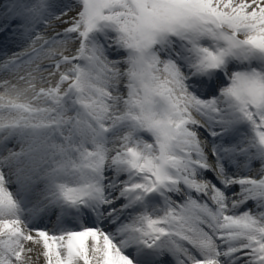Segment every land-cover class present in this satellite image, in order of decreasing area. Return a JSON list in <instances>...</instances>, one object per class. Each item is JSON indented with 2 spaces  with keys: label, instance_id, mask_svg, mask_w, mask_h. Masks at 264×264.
I'll use <instances>...</instances> for the list:
<instances>
[{
  "label": "snow or ice",
  "instance_id": "6c2138e0",
  "mask_svg": "<svg viewBox=\"0 0 264 264\" xmlns=\"http://www.w3.org/2000/svg\"><path fill=\"white\" fill-rule=\"evenodd\" d=\"M0 34V264H264V0H0Z\"/></svg>",
  "mask_w": 264,
  "mask_h": 264
},
{
  "label": "rangeland",
  "instance_id": "374dc122",
  "mask_svg": "<svg viewBox=\"0 0 264 264\" xmlns=\"http://www.w3.org/2000/svg\"><path fill=\"white\" fill-rule=\"evenodd\" d=\"M78 11V9H74L73 11H70L66 16H64V17H62V19H65V20H67V19H69L70 17H74L75 15H76V12ZM58 22V21H57ZM66 27H68V25L66 24L65 26H64V28H62V29H60V31L61 32H63V30L66 28ZM70 46V45H69ZM78 47V42L76 43V44H72L71 45V47H70V49H68L67 51H64V54L65 55H69V54H74L75 53V50H76V48ZM57 51L59 52V51H63V49H57ZM57 59L59 58L58 56L56 57ZM48 59V58H47ZM109 59H111V58H109ZM49 60V65L47 66L48 68L50 67V69L48 70V69H46L45 70V72H40V73H38L36 76H37V86H44V87H47L48 86V84L47 83H43V84H41L40 83V77L42 76V77H44L45 78V80H48V81H50L52 84H55V82H56V80L58 79V74L57 75H55V76H50L49 75V73H51V72H53L54 71V67H53V64H54V61L52 60V59H48ZM44 70V69H43ZM64 70V68H63V66H62V68H61V71H63ZM44 73V74H43ZM41 74V75H40ZM38 75H40V76H38ZM23 86H25V85H23ZM121 91H123V88H121Z\"/></svg>",
  "mask_w": 264,
  "mask_h": 264
},
{
  "label": "bare ground",
  "instance_id": "6f19581e",
  "mask_svg": "<svg viewBox=\"0 0 264 264\" xmlns=\"http://www.w3.org/2000/svg\"><path fill=\"white\" fill-rule=\"evenodd\" d=\"M62 20H65V19H62ZM64 26H65V23H62V21L59 20V21L55 24V26L52 28V31H54V32H50V31L47 29V31H49V32H48V36H53L52 33H53V34H56L57 31H59V29L64 28ZM39 28H40V26H39ZM39 28H38V29H39ZM71 45H72V44H71ZM71 45L68 47V49H70ZM36 47H38V46L36 45ZM113 53H115V52H113ZM113 53H110V54H113ZM115 54H116V53H115ZM50 70H51V69H50ZM43 72H45V71H43ZM43 74H44V73H43ZM40 75H41V74H40ZM23 85H24L23 82L18 83V86H20V87H23ZM38 87H39V86H38ZM26 247H32V243H31V242L27 243V244H26ZM40 253H41L40 246H36V247L34 248L33 253L30 254V256H31V264H45L44 257H43Z\"/></svg>",
  "mask_w": 264,
  "mask_h": 264
}]
</instances>
